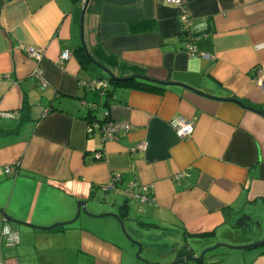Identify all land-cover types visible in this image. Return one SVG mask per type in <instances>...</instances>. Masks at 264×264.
<instances>
[{"label": "crops", "instance_id": "0c3cea01", "mask_svg": "<svg viewBox=\"0 0 264 264\" xmlns=\"http://www.w3.org/2000/svg\"><path fill=\"white\" fill-rule=\"evenodd\" d=\"M185 2L200 35L193 55L167 0H89L82 31L71 0H0V109L12 113L0 117V210L17 220L0 212V234L19 236L13 246L0 238V258L172 264L188 250L264 236V0ZM82 42L115 77L183 85L135 77L157 86L87 89L82 80L108 75L82 68ZM24 45L42 51L45 86ZM105 114L132 128L103 141L87 123ZM179 116L193 124L185 138L171 124ZM113 175L118 190L105 191ZM132 180L150 185L146 202L123 195ZM123 220L149 262L135 257ZM169 245L177 254L165 256ZM259 252L184 264H264Z\"/></svg>", "mask_w": 264, "mask_h": 264}, {"label": "built area", "instance_id": "2783aa9c", "mask_svg": "<svg viewBox=\"0 0 264 264\" xmlns=\"http://www.w3.org/2000/svg\"><path fill=\"white\" fill-rule=\"evenodd\" d=\"M169 3H173L179 8V20L183 29L185 37V51L188 54L197 53L196 40L200 37L194 29L192 28V14L186 6L185 0H167ZM23 49L25 52L36 61L37 65L34 68L33 74L37 78L41 86L46 85V80L43 75L42 69L39 67V61L42 57V51L36 49L33 46L24 45ZM70 56V52L66 49L60 54V63L62 64ZM257 82L262 83L261 75L258 76ZM81 84L88 89L97 90L107 86V83L103 79L91 78L89 80H82ZM12 116L10 112H4L0 109V117ZM171 124L175 130L178 137L185 138L190 135L192 131L193 124L190 120H186L183 117H175L171 119ZM132 128V125L125 120H112L107 118L103 121L94 120L87 123V131L93 132L98 131L102 140H108L117 138L122 132H126ZM147 142L143 141L137 145L136 148H146ZM102 156L101 151L95 152V159H100ZM11 168H6V171H10ZM120 182L119 175H113L110 179L103 185L105 191L118 190V183ZM150 189L149 184L138 182L137 180H132L122 188V193L126 198L135 199L139 202H146L148 200L147 192ZM0 238L6 243L7 246H13L19 242V236L16 231L11 228H6L0 234ZM0 264H19L17 258H0Z\"/></svg>", "mask_w": 264, "mask_h": 264}, {"label": "water", "instance_id": "95a60500", "mask_svg": "<svg viewBox=\"0 0 264 264\" xmlns=\"http://www.w3.org/2000/svg\"><path fill=\"white\" fill-rule=\"evenodd\" d=\"M88 1L89 0H83L81 12H80V18H79L80 21H79V23H80L81 31H82V28H83L84 12H85V9H86ZM81 39H82V33H81ZM82 46H83V49H84V51L86 53V56L90 60V62L93 63L95 66H97L99 69L103 70L105 73H107L108 76L113 77V75L105 67H103L101 64H99L96 60H94L90 56V54L87 52L83 42H82ZM135 77L136 78H140V79H144V80H148L150 82L158 83V84H173L174 83V84L183 85V84L177 83V82H166V81H163V80L153 79V78H149V77H142V76H135ZM118 79H127V78L125 77V78H118ZM229 100H233V101L238 102L239 104H241L240 101L235 99V98H229ZM81 210H83V211L85 210L84 202H81ZM0 212L3 215V217H4V220H11V221H16L17 222V220H14L13 218L7 216V214L3 210H0ZM77 213H79V209H78ZM113 215L115 217H118V215H116V214H113ZM119 220L122 221L120 218H119ZM244 220H245L244 218H241L240 221H244ZM262 244H264V239L259 241V242H256V243L242 245V246H233V245H229V244H226V243H219V244H215L213 246L205 248L203 251L200 252L199 256H193L192 252L190 250H188L187 255H185L184 257L179 258L177 261L173 262L172 264H177V263H180V262H189V261L190 262L201 261V260H203L204 255H205L206 252H208L210 250H213V249H215V248H217L219 246H225V247L233 248V249H244V248L255 247V246H258V245H262ZM139 252H140V249L138 250V252L136 254L137 256H139Z\"/></svg>", "mask_w": 264, "mask_h": 264}, {"label": "trees", "instance_id": "16d2710c", "mask_svg": "<svg viewBox=\"0 0 264 264\" xmlns=\"http://www.w3.org/2000/svg\"><path fill=\"white\" fill-rule=\"evenodd\" d=\"M71 2L73 4V10L75 11L76 16L78 18V15H79V12L81 9V5L83 4V0H71ZM76 54H77L79 61L82 65V68L93 74L95 66L87 58L86 53H85L82 45H79L76 48ZM93 78H99V79L101 78L107 83L106 87H104V88L102 87L100 89L95 90L96 92H98L100 94L107 93L109 91V84H112V85H128V86L139 87V88H150V87H156L157 86L155 84L136 79L135 77H126L127 79H118V77H116L117 78L116 79L114 76L113 77H110V76L102 77V76L96 75L95 77H92V79ZM123 78H125V77H123ZM87 80H89V79H87ZM90 90H92V89H90ZM91 105H92V107H94L95 104H91ZM106 115L107 114H105V117H103L102 119H99V120L103 121V120L107 119L108 117ZM94 120H97V119H93L91 121H94ZM91 121H89V122H91ZM259 253H264V249L260 250Z\"/></svg>", "mask_w": 264, "mask_h": 264}, {"label": "rangeland", "instance_id": "374dc122", "mask_svg": "<svg viewBox=\"0 0 264 264\" xmlns=\"http://www.w3.org/2000/svg\"><path fill=\"white\" fill-rule=\"evenodd\" d=\"M119 222V221H118ZM120 224V223H119ZM123 224H124V227H125V229H126V231L132 236V239L130 238L129 239V237L128 236H126V234H124L125 235V237H127V239L128 240H130L131 242L133 241V244H135L136 245V252H135V257L139 260V261H146V262H149V261H147L146 259H145V256L144 255H146L144 252H139V257H137V252H138V249H139V245H140V243L137 241V239H135L134 237H133V233L131 232V229H130V227H129V225H128V222L126 221V220H123ZM120 227H121V225H120ZM121 230H122V227H121ZM235 236H238V235H235ZM237 238H242V237H237ZM135 241H134V240ZM262 239H264V236L263 237H261L260 239H258V240H255V241H253V242H249V243H242V244H234V246H242V245H246V244H251V243H254V242H257V241H261ZM144 239L142 238V241H143ZM239 240V239H238ZM161 248H163V247H161ZM262 249H264V245H258V246H255V247H251V248H244V249H229V248H226V247H224V246H219V247H217V248H215V249H213V250H210V251H208V252H206L205 253V255H204V257L206 256V257H208V256H211L212 254H215V253H218V252H221V251H230V252H246V253H249V252H252V253H254V252H258V251H260V250H262ZM179 251H181L182 253H185V247L184 246H180V248L178 249ZM164 252H165V256H168V254L169 255H173V254H177V250H173V246L172 245H169V246H166L165 247V249L163 250ZM160 255V254H159ZM180 258V257H179ZM173 262V261H172ZM184 263H186V262H180V263H177V264H184Z\"/></svg>", "mask_w": 264, "mask_h": 264}]
</instances>
